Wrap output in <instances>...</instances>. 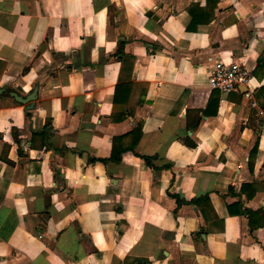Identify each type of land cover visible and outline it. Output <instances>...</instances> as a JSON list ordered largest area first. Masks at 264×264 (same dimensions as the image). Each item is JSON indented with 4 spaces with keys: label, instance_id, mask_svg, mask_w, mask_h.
Here are the masks:
<instances>
[{
    "label": "crops",
    "instance_id": "obj_1",
    "mask_svg": "<svg viewBox=\"0 0 264 264\" xmlns=\"http://www.w3.org/2000/svg\"><path fill=\"white\" fill-rule=\"evenodd\" d=\"M263 69L264 0H0V264H264Z\"/></svg>",
    "mask_w": 264,
    "mask_h": 264
},
{
    "label": "built area",
    "instance_id": "obj_2",
    "mask_svg": "<svg viewBox=\"0 0 264 264\" xmlns=\"http://www.w3.org/2000/svg\"><path fill=\"white\" fill-rule=\"evenodd\" d=\"M250 79V73L242 64L233 60L229 63L216 62L208 71V86L213 90H218L222 95H228L238 91L240 86H244ZM223 98L220 99L222 103ZM260 113H263L260 111Z\"/></svg>",
    "mask_w": 264,
    "mask_h": 264
},
{
    "label": "trees",
    "instance_id": "obj_3",
    "mask_svg": "<svg viewBox=\"0 0 264 264\" xmlns=\"http://www.w3.org/2000/svg\"><path fill=\"white\" fill-rule=\"evenodd\" d=\"M209 2H210V0H207V5H208ZM213 2H214V5H216L217 0H213ZM189 14L191 16V21H190L189 25L187 26V31H196L198 25L204 24V23L205 24L209 23L211 18H212V16H213V14H209L208 15L207 12H206V8H201L199 5H194L192 8H190L189 9ZM122 45H123V43L120 42L116 53L120 54ZM262 73H263V71H262ZM262 89H264V88H262ZM8 90H13V89L8 88ZM262 104H263L262 107L264 109V102ZM136 135H137V140H134L132 143L130 141V143L126 144L125 147H123L124 151L129 150V149L130 150L134 149V146H135L136 142L139 140L140 135H141L140 127H137V130L134 129L133 131H131L128 134H126V136H123V137L129 138L130 140H132V138L135 137ZM142 158L146 161L147 164H149V165L151 164L152 157H150V156H142ZM111 159L114 160V161H119L120 160V151L117 150L114 147H113V150H112ZM102 161L106 162L107 160L104 159ZM242 186H244V184ZM201 202H207V204H208L209 203V199L207 197L201 198ZM181 203H185V201L178 200V204L180 205ZM192 203H195V204L198 205L200 203V199L199 200L198 199L192 200Z\"/></svg>",
    "mask_w": 264,
    "mask_h": 264
},
{
    "label": "water",
    "instance_id": "obj_4",
    "mask_svg": "<svg viewBox=\"0 0 264 264\" xmlns=\"http://www.w3.org/2000/svg\"><path fill=\"white\" fill-rule=\"evenodd\" d=\"M38 89H39L38 85H35L30 93L23 95L16 91L8 90L4 86H0V95L7 93L16 102L21 103V104H26L27 109H33L35 105V101L38 96ZM239 90L240 92L245 93L247 89L245 88V86H241Z\"/></svg>",
    "mask_w": 264,
    "mask_h": 264
}]
</instances>
